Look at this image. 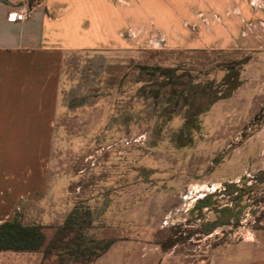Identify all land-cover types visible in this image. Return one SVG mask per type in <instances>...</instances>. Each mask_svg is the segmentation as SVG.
Here are the masks:
<instances>
[{"label":"rangeland","instance_id":"rangeland-1","mask_svg":"<svg viewBox=\"0 0 264 264\" xmlns=\"http://www.w3.org/2000/svg\"><path fill=\"white\" fill-rule=\"evenodd\" d=\"M241 5L184 22L194 47L169 48L168 35L149 21L147 33L142 24L143 36L125 45L62 50L46 190L25 200L26 223L43 224L51 236L76 204L89 200L94 236L117 239L104 264H264V0ZM203 30L210 36L203 39ZM101 57L114 66L107 94L69 109L64 98L82 83V69ZM135 63L179 66L200 82L220 83L230 73L240 84L203 114L193 145L178 148L170 135L182 113L159 135L145 121L126 130L112 125L125 110L143 109ZM206 194H214L212 206L192 212ZM226 206L233 216L204 234V223Z\"/></svg>","mask_w":264,"mask_h":264},{"label":"crops","instance_id":"crops-1","mask_svg":"<svg viewBox=\"0 0 264 264\" xmlns=\"http://www.w3.org/2000/svg\"><path fill=\"white\" fill-rule=\"evenodd\" d=\"M242 1L34 0L30 5L27 0H0V223L16 210L25 216V200L46 190L63 49L125 45L128 37L120 33L131 28L140 39L138 28L144 24L146 34L149 21L168 35L169 48L194 47L188 45L184 22H199L198 12H221ZM17 4L31 9L32 17L9 21L7 14ZM58 9L63 12L53 13ZM202 32L205 38L207 32ZM115 246L88 264L107 262ZM35 256L39 254L1 251L0 264L19 259L31 264L28 260Z\"/></svg>","mask_w":264,"mask_h":264},{"label":"trees","instance_id":"trees-1","mask_svg":"<svg viewBox=\"0 0 264 264\" xmlns=\"http://www.w3.org/2000/svg\"><path fill=\"white\" fill-rule=\"evenodd\" d=\"M31 0L29 4H32ZM113 64L100 58L82 69L83 80L64 98V105L77 109L92 103L91 99L106 95L114 73ZM137 71L134 83L141 84L135 95L143 99V109L138 113L133 107L117 115L112 125L123 129L133 122L152 123L159 135L163 127L182 113V123L174 128L171 141L178 148L193 145L196 133L201 129L202 116L218 100L229 96L238 87V80L230 79L227 73L220 83L200 82L181 67L135 63ZM219 86L226 89H219ZM154 144H158L155 140ZM264 181V172L260 173ZM214 194L197 199L192 212L199 215L204 208L211 207ZM216 211V209H214ZM233 216L231 208L221 209V215L204 223V234H209ZM96 211L88 201L76 204L64 220L48 236L45 226L40 223H26L23 213L16 210L13 218L0 223V252H35L40 255L38 264H88L108 252L117 242L116 238L94 236Z\"/></svg>","mask_w":264,"mask_h":264},{"label":"built area","instance_id":"built-area-1","mask_svg":"<svg viewBox=\"0 0 264 264\" xmlns=\"http://www.w3.org/2000/svg\"><path fill=\"white\" fill-rule=\"evenodd\" d=\"M31 17H32V10L27 7L19 8V9H12L7 14V19L9 21H25L27 19H30ZM121 36L128 37V38L135 39V40L138 39L137 35L131 30V28L128 29L126 33H121ZM150 36L155 37V34L151 33ZM149 42L151 41L149 40Z\"/></svg>","mask_w":264,"mask_h":264}]
</instances>
